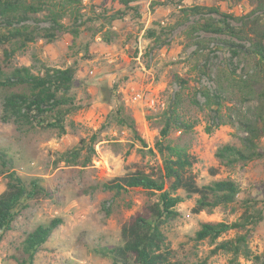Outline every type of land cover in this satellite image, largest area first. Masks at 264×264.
<instances>
[{"label":"rangeland","instance_id":"1","mask_svg":"<svg viewBox=\"0 0 264 264\" xmlns=\"http://www.w3.org/2000/svg\"><path fill=\"white\" fill-rule=\"evenodd\" d=\"M178 1H180L178 3ZM87 16L91 9L109 12L102 19L87 21L76 39L62 34L53 42L38 40L22 50L7 56L12 45L0 46V68L10 71L17 66H31L36 72L41 63L55 67L77 66L74 92L80 109L65 120V133L53 129H36L19 134L13 123L0 120V193L5 188V175L15 171L24 178L37 177L49 197L27 201L0 241V264H18V249L26 235L40 224L55 217L63 222L57 227L43 250L35 256L33 264H112L105 248L122 244L121 228L129 218L140 211L152 195L141 188L115 193L103 184L115 177L133 171L155 175L160 159L153 149L160 128L163 111L178 95L180 110L186 120L195 126L188 133L175 132L172 137L190 149L197 162L192 174L198 185L217 179H231L240 189L239 200L249 198L264 209V156L248 163L227 166L219 163L214 154L220 146L234 143L236 128L229 121L248 113L251 104L245 102L238 88L240 70L229 66L228 77L223 80V100L231 118L224 125L206 133L210 109L201 92L216 90V70L229 56L216 48L201 73L203 61L194 52L195 40L210 37L206 33H193L191 20L180 24L179 9L191 5L219 6L226 13L244 15L251 7L246 0L234 4L228 0H174L167 5L149 9L147 1L137 5L123 18L112 19L113 12L122 9L118 0H82ZM40 26L47 27L41 23ZM147 28L160 33V43L144 35ZM106 31L113 33L110 41ZM224 38V37H220ZM157 44V45H156ZM201 64V65H199ZM234 69V73L233 70ZM186 80L181 86L175 77ZM121 93L136 121L146 146L131 139L130 134L113 124L107 116L113 103L112 90ZM3 93H0V114ZM227 115V114H226ZM96 137L94 154L86 166H70L58 160L59 153L75 146L80 139ZM153 150V153L150 151ZM264 154V137L261 139ZM184 196V191H178ZM193 196L177 206L179 216L163 226L167 244L172 252V263L179 264H263L264 220L247 236L249 256L225 251L213 252L218 241L234 238L238 234L227 232L215 242L196 241L194 233L201 222L238 221L242 213L238 204L217 207L211 211L193 213Z\"/></svg>","mask_w":264,"mask_h":264},{"label":"trees","instance_id":"2","mask_svg":"<svg viewBox=\"0 0 264 264\" xmlns=\"http://www.w3.org/2000/svg\"><path fill=\"white\" fill-rule=\"evenodd\" d=\"M141 1L149 3V9L167 5L174 0H118L122 9L113 12L112 19L123 18L131 11L138 12ZM234 4L242 0H228ZM251 9L244 15L226 13L219 6L191 5L181 7L180 24L191 19L193 33H206L210 37L195 40L194 56L203 61L201 73L206 74L210 54L217 51L212 46H220L228 53L222 65L216 70V90L201 92L210 109L207 115L206 133H211L225 123V117L231 118L223 100L222 82L229 74V66L235 64L239 69L238 88L245 102L251 107L236 120L229 121L236 128L235 142L226 143L217 148L214 156L219 163L231 166L236 163H248L259 159L261 139L264 137V0H246ZM180 1H178L179 3ZM82 0H0V46L11 44L7 56L22 50L38 40L53 42L62 34L76 39L87 21L102 19L108 9L91 15L85 14ZM41 23L47 27L40 26ZM173 28L157 31L145 30L146 38L160 43L161 35H168ZM113 33L106 31L104 38L110 41ZM224 37V38H220ZM156 44V45H157ZM201 65V64H199ZM234 73V69L232 70ZM77 66L55 67L41 63L36 72L31 66H17L10 71L0 68L1 101L0 120L13 123L19 134H27L36 129H53L58 134L65 133V120L75 114L80 105L77 103L74 85ZM181 85L186 80L175 77ZM113 107L108 113V124L126 130L132 140L146 146L141 137L131 110L125 104L121 93L116 89L109 93ZM227 114V115H226ZM195 126L188 122L180 110L179 96L176 95L160 119V128L153 149L160 159V167L155 175L144 171H133L113 178L103 184L106 190L120 193L131 188H141L155 195L156 199L143 205L121 228L122 244L105 248L103 255L109 256L112 264H179L172 263V252L167 244L163 226L179 216L177 206L193 196V213L211 211L217 207L238 204L242 213L238 221L201 222L194 233L196 241L215 242L227 232L241 233L234 238L218 241L213 252L225 251L234 255L249 256L247 236L264 220L263 207L249 198L239 200L241 189L231 179H217L208 184L198 185L192 169L196 158L190 149L179 144L172 133H188ZM95 135L79 142L59 153L58 160L70 166H86L94 154ZM153 153V150L150 149ZM4 153L0 151V160ZM5 188L0 193V241L2 235L11 229V224L27 201L49 197L37 177L24 178L15 171L5 175ZM184 191L181 196L178 191ZM63 222L55 217L47 224H40L29 232L22 241L16 262L33 264L35 256L43 250L45 243ZM258 260L260 256L256 257Z\"/></svg>","mask_w":264,"mask_h":264}]
</instances>
